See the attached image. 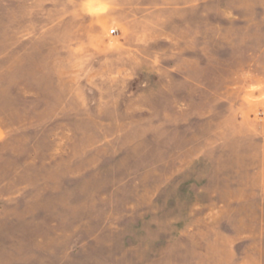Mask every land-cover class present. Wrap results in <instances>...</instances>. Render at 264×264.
<instances>
[{"label":"rangeland","instance_id":"1","mask_svg":"<svg viewBox=\"0 0 264 264\" xmlns=\"http://www.w3.org/2000/svg\"><path fill=\"white\" fill-rule=\"evenodd\" d=\"M0 264H264V0H0Z\"/></svg>","mask_w":264,"mask_h":264}]
</instances>
